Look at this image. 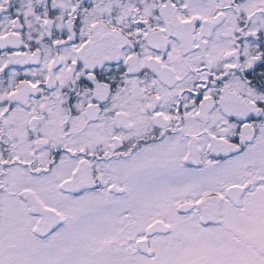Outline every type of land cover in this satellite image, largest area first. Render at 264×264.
I'll return each mask as SVG.
<instances>
[{"label":"snow or ice","instance_id":"1","mask_svg":"<svg viewBox=\"0 0 264 264\" xmlns=\"http://www.w3.org/2000/svg\"><path fill=\"white\" fill-rule=\"evenodd\" d=\"M0 264H264V0H0Z\"/></svg>","mask_w":264,"mask_h":264}]
</instances>
